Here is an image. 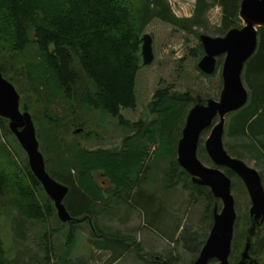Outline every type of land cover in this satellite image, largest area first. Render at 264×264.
I'll use <instances>...</instances> for the list:
<instances>
[{"label":"trees","instance_id":"obj_1","mask_svg":"<svg viewBox=\"0 0 264 264\" xmlns=\"http://www.w3.org/2000/svg\"><path fill=\"white\" fill-rule=\"evenodd\" d=\"M239 2L240 0H211V4L221 6L224 34L230 28L242 26L239 25L238 17ZM208 6L207 0H196L191 19L200 17ZM154 17L181 28H185V21L191 20L174 16L166 0H0V39L6 40L7 50L12 53L23 52L34 44L47 69V78L67 100L83 101L88 107L102 110L115 118L120 125L128 126L129 122L120 110L136 106L139 38L145 25ZM0 71L11 81L10 77H6L5 66L1 62ZM241 77L248 90V99L244 106L227 116L223 136L233 142H225L224 145L227 152L236 151L240 156L247 153L255 158L264 157L263 27L258 28L256 49L245 62ZM19 92L22 93L20 89ZM194 102L195 98L190 91L181 93L167 89L156 90L149 103L151 110L156 113L155 121L150 129H142L143 137L138 133V138L132 135L125 142V147L117 153L112 149H85L76 142L68 144L59 133L52 132L51 128L43 140L39 128L36 129V136L41 141L43 150L44 143L49 142L50 146L53 144L62 152H55L52 156L45 154L44 160L48 174L68 187L64 204L73 217L69 223L87 220L99 249L119 254L129 247L136 249L138 246L129 238L102 232L96 226L95 214L102 209L99 202L104 198L93 182L92 171L100 170L108 175L114 183L112 193L123 195L127 202L134 198L131 195L135 196L137 189L140 190L139 185L145 173L157 159L158 152L155 151L159 145L165 147L162 161L168 165L163 171L167 179L165 186L171 187L174 177L176 179L183 175L190 179V175L177 163L175 149L186 114ZM21 110H28V106L23 105ZM43 118L50 124L58 121L47 112H44ZM7 123V119L0 117V157L2 161L10 162V150L14 146L12 148L9 141L12 132ZM153 143H157V147L151 151L153 159L150 161V156H146V153ZM257 150L259 153H256ZM22 163L25 182L14 180V183L10 172L0 168V198L6 192L14 193L17 190V196L14 195L11 199L13 207L24 218L41 220L53 211L54 206L47 195L44 194L43 199L38 197L37 191L42 190L41 184L27 162ZM225 172L228 175L233 173L229 169ZM189 182L205 195L206 213L212 219L217 199L208 187L196 185L191 179ZM143 208L147 214L151 213L148 208ZM239 225L240 222L237 230ZM194 239V235H186L183 241L191 248L189 244ZM237 239L236 235L234 250ZM126 240L129 243L125 244ZM204 241L205 238L201 239L200 245ZM263 247L264 224L255 235L250 251V254H254L252 256L261 258L260 264H264ZM149 261L146 258L144 264H153ZM0 264H13L1 238Z\"/></svg>","mask_w":264,"mask_h":264},{"label":"rangeland","instance_id":"obj_2","mask_svg":"<svg viewBox=\"0 0 264 264\" xmlns=\"http://www.w3.org/2000/svg\"><path fill=\"white\" fill-rule=\"evenodd\" d=\"M166 2L174 16L189 19L194 16L196 0ZM207 2L209 6L205 12L200 17L185 21V28L172 25L158 17L151 19L143 28L142 34L149 33L152 36L154 58L150 64L142 65L140 57L135 79L136 106L120 110L125 120L129 122L128 126L120 125L115 118L102 110L88 107L83 101L67 100L47 78V69L34 44L23 52L12 53L7 50L6 40L0 39V62L5 66L6 77L11 78L10 82L19 94L20 110L23 105L28 106V110L25 111L31 115L35 133L39 128L41 138L44 140L45 134L51 128L52 132L59 133L68 144L76 142L85 149H112L117 153L125 147V142L132 135L135 138L143 137L142 129L145 127L150 129L155 121L156 113L151 110L149 103L156 90L167 89L181 93L190 91L193 96L218 99L222 87L221 67L224 55L217 56L216 69L210 75L201 72L197 66L203 55L202 46H199V35L201 33L213 37L224 35L221 6L217 3L211 4V0ZM242 24L240 20L239 25ZM44 112L56 117L57 123L50 124L44 120ZM216 121L217 118L213 123ZM210 128L211 126L200 134L197 157L204 165L216 167L204 148V141ZM77 129L78 132L75 131ZM12 135H9L12 148L14 146V149L10 150L12 159L5 162L0 157V168L10 172L14 183V180L25 182L22 161L27 162V155L13 133ZM37 140L43 158L45 154L47 156H52L55 152L62 154L59 148H55L53 144L50 146L49 142L45 141L43 150L41 141L38 138ZM222 140L223 145L225 142H233L224 136ZM156 144L153 143L146 153V156H150V161L153 156L151 151L156 149ZM164 151L165 147L158 145L155 151L158 152L157 159L145 173L139 185L140 190L137 189L135 196L131 195L134 198L127 202L123 195L112 193L114 183L108 175H104L100 170L92 171L93 182L104 198L99 202L102 209L95 214L96 226L102 232L129 238L138 246L136 249L133 246L129 247L123 253L115 254L110 250L99 249L87 220L76 224L62 222L56 215L55 207L41 220L24 218L11 202L13 196H17V190L14 193L6 192L0 198V238L12 257L13 264H144L146 258L153 264H164L159 262L165 261V264H192L202 247L199 241L206 239L212 219L206 213L205 195L192 187L189 178L183 175L176 179L174 177L171 180V187L165 186L167 179L163 171L168 165L162 161ZM227 153L254 167L264 182V157L255 158L247 153L240 156L236 151ZM256 153H259V150ZM51 165L53 166V163ZM219 169L226 174L225 170L228 168ZM226 175L231 179V193L236 211L228 259L229 264H235L249 223L250 199L241 179L234 172ZM37 194L41 199L44 194L47 195L43 188L38 190ZM216 204L219 210L221 201L217 199ZM143 207L148 208L151 213L147 214ZM237 221L240 222L238 230ZM262 234L263 232L260 236ZM186 235H194V241L189 244L191 248L183 241ZM236 235L238 239L234 250ZM127 243L128 240L125 244ZM215 262L213 259L208 264Z\"/></svg>","mask_w":264,"mask_h":264},{"label":"water","instance_id":"obj_3","mask_svg":"<svg viewBox=\"0 0 264 264\" xmlns=\"http://www.w3.org/2000/svg\"><path fill=\"white\" fill-rule=\"evenodd\" d=\"M238 17L241 27H233L222 36L199 35L203 55L198 68L204 74L216 69L217 56L224 55L221 67L222 87L218 99L194 96L195 102L188 110L181 135L176 144V161L190 175L191 182L209 188L214 198L221 201L218 210L214 205L209 233L192 264H229L231 242L236 220L235 201L231 193V179L219 167L234 172L243 182L250 199L249 223L245 240L235 264H260L261 258L250 254L253 239L264 224V185L259 172L242 159L230 156L223 145L226 116L240 109L248 99V90L241 74L245 62L254 53L258 28H264V0H240ZM141 64L153 61L152 36L143 33L140 38ZM0 117L8 120V127L27 155L28 166L52 200L58 219L69 222L73 217L64 204L68 187L52 178L45 169L39 150L35 127L28 111L19 107V94L14 85L0 71ZM217 121L213 123L214 119ZM205 151L216 167L204 165L197 157L200 134L207 128ZM79 129L75 130L78 132Z\"/></svg>","mask_w":264,"mask_h":264}]
</instances>
